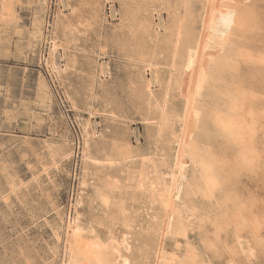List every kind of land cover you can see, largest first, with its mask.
<instances>
[{"label":"bare ground","instance_id":"obj_1","mask_svg":"<svg viewBox=\"0 0 264 264\" xmlns=\"http://www.w3.org/2000/svg\"><path fill=\"white\" fill-rule=\"evenodd\" d=\"M113 1L100 0L99 3L104 8L110 4L111 17H114L117 10L113 9L116 4ZM224 1L219 3V0H205L201 12L197 14L199 30L194 27L196 13L193 14L195 10L191 7L190 0H178V6L172 10L170 7L154 9L148 17L152 34L146 41L135 39L139 30L133 28L134 25L131 24V29L128 28L134 40L138 41L135 52L141 57L146 55L142 59L144 65H140L144 69H150L152 73L151 80L142 82L147 101L144 109L146 118L142 116V123L146 124L147 120L153 122H150L153 133L148 139L151 147L142 150L139 147L132 148L128 143L115 142L110 147L100 145L95 148L97 152H102L104 165H100V186L93 188L92 193L101 208V219L107 220L111 227H107V234L102 236L94 229L103 223L101 219H95L94 225L81 222V193L88 181L87 171L83 166L78 178V191L81 193L77 194L72 203V214L66 220L64 248L61 249L63 255L58 253L61 255L59 264H134L140 258L139 251L142 248L139 250L129 244L128 236L134 234L132 231L138 227L137 215L130 210L133 202L136 205L143 203V207H139L151 211H148L150 222L147 220L151 236H142L140 242L146 244V247L149 245L150 250L154 251L155 264H217L219 245L226 246L227 242L221 244V233L223 238L231 236V253L234 256L241 255L249 261L256 249H264V184L262 183L261 194L249 195L250 197H244L242 192L236 191V186H240L243 177L255 176L264 171V104L258 102L252 92L245 90L238 78L241 63L258 74L260 70L256 67L264 64V58L254 57L236 42V38H243L250 32L252 14L244 8L246 4L242 7L236 5L238 2L235 4L231 0H228L231 3ZM48 4V0L38 2L36 9L29 15V29L27 36H24L27 37L26 47L31 50L41 47L44 41L42 65L50 75L58 76L63 40L67 39L68 45L73 42L69 37L77 29L67 16L62 15L63 11H70L73 7L66 1H57V15L51 24L45 17ZM14 5L11 0H0V35L8 31L15 17ZM163 11L172 13L173 21L168 27L162 24ZM155 14L160 22L158 25L153 21ZM104 17L108 16L104 14ZM117 47L125 52L130 44ZM96 48L98 53L94 56L93 71L101 75L105 66L99 64V60L103 58L104 52L101 45L97 44ZM37 58L40 59L39 49ZM158 65L166 66L167 71L162 97L159 101H154L149 88L158 83L155 74ZM250 68L248 69L251 70ZM186 72L190 75H187L189 80L185 81L187 85L183 87ZM36 85L38 103L50 105L52 95L46 81L40 76ZM182 88H186L185 94L181 92L183 95L180 93ZM66 94V101L70 100V109L76 112L74 101ZM180 94L183 98L179 97ZM179 98H182L180 107L175 105ZM88 115L90 117L93 114ZM141 115L138 116L141 118ZM87 123L78 124L81 131L78 149L81 165H87L88 160L93 158L90 154L91 134L89 135ZM149 130L151 133L152 130ZM238 144H243L250 154V162L246 167L236 161ZM58 150L50 148L51 158L58 156ZM123 172L126 173L125 176L122 175ZM5 184L12 185L11 180L5 179ZM115 225L120 226V235L112 228ZM191 231L197 236V244L189 240ZM209 233H212L211 237L208 236ZM115 234L119 237L116 238ZM168 240L172 243L169 250L166 243H161ZM147 253L145 252L146 256Z\"/></svg>","mask_w":264,"mask_h":264},{"label":"rangeland","instance_id":"obj_2","mask_svg":"<svg viewBox=\"0 0 264 264\" xmlns=\"http://www.w3.org/2000/svg\"><path fill=\"white\" fill-rule=\"evenodd\" d=\"M11 1L12 4L15 3L13 6L15 17L12 19L8 31L0 35V264H59L60 256L63 255L61 249L64 248V229L72 214V203L76 200L77 194L81 193L80 190V192L78 191V178L79 173H82L83 166L86 168L88 181L86 188L84 187V191L81 193L83 198L80 207L81 222L94 225L95 219L103 218L101 208L92 193L93 188L100 186L102 178L100 165H104L101 159L102 152H97L95 148L100 145L110 147L115 142L128 143L131 147H139L142 150L151 147L148 139L153 133L151 126L153 122L147 120L146 124L142 123L143 118H146L144 109L147 102L142 82L151 80L152 73L150 69L143 67L142 59L146 55L141 57L134 50L138 41H135L131 36L130 25H134L133 28L139 30L135 39L146 41L152 34L148 23L150 22L148 17L152 11L161 9V7H170L172 10L178 6V0H112L113 4L116 3L112 4L113 9H117L114 12V17H111L110 4L104 8L99 4L100 0H61L66 1L74 8L70 11H63L62 15L71 20L77 31L75 29L74 35L69 37L73 39L69 45L66 43V38V40L61 38L64 43H61L63 46L59 53L61 70L58 76L50 75L42 65L45 55L44 41L41 47L37 46L38 48L33 50L26 47L27 37L25 38V36H27L31 20L29 15L36 9L40 0ZM57 1L60 0H48V12L45 17L51 24L57 15L55 6ZM190 1L191 7L195 10L193 14L196 13L194 15L196 26L194 25V27L199 30L198 15L205 0ZM231 1L238 2L235 4L242 7L246 4L244 8H247L252 14L250 32L243 37L244 39L236 38V42L239 47L254 57L264 58V0ZM224 2V0H219V3ZM163 13L162 24L168 27L173 21L172 13L165 11ZM104 14L108 17H104ZM167 15L169 16L167 17ZM153 21L155 25L160 24L157 15ZM15 22L16 24H14ZM101 23L104 25H99ZM127 25L130 27H125ZM17 29L21 30L17 31ZM98 31L100 33H97ZM168 34L167 30L166 35ZM60 35L58 34V36ZM66 37L68 38L67 35ZM126 43L130 44L127 51L118 49L117 45ZM97 44L103 47L104 52L99 64L104 65L107 70L103 71L102 76L93 71L95 70L94 56L98 53ZM38 49L40 50V59L37 58ZM156 68V82L158 81V83L150 86L149 90L152 99L154 97V101H159L164 92L167 67L158 65ZM248 68L250 67L241 63L238 72L239 81L241 80L240 83L245 90L252 92L258 98V102L261 101L260 103L264 104V64H259L256 67L260 70L258 74H256L257 72L253 73L252 68H250L251 70ZM143 71H145L144 74ZM188 74L186 72L184 75L183 87L189 80ZM251 75L252 77H250ZM40 76L50 89L52 95L50 105L49 103L39 104L36 99V84ZM142 79L144 80L142 81ZM185 90L186 88H182L180 93L185 94ZM65 93L72 102L74 101L76 112L70 109V100L66 101ZM181 94L179 97H182L183 94ZM91 98L92 100H90ZM182 98H179L175 105L180 107ZM88 113L93 115L89 117ZM137 114L141 115V118ZM142 116L144 117L142 118ZM79 123H87L89 135L91 134L89 142L90 154L93 158L88 160L87 165H81L78 157L81 139ZM148 129L152 130L151 133L148 132ZM54 147L59 149L57 153L60 157L51 158L49 155L50 148L55 149ZM122 175L125 176L126 173L123 172ZM258 175L243 177L242 185L236 186V191L242 192L244 197L261 194L264 171ZM5 179L11 180V188L5 184ZM142 204L139 202L136 205V202H133L130 209L137 215L138 227L136 226L137 228L134 229L136 232L132 231L134 234L128 236L129 244L139 250L142 248L139 251L141 256L134 264H147L148 262L155 264L154 251L150 250L148 244L146 247V244L140 242L142 236H151L147 229L149 210L146 212L145 207L141 209ZM140 205L141 207H139ZM101 220L103 223L94 229L104 236L107 234V227H111V224L105 219ZM112 228L120 235V226L115 225ZM118 234H115L116 238L119 237ZM189 235V240L193 244H197V236L194 232H189ZM208 236L211 237L212 233H209ZM223 236L221 233V244L227 242L226 246L219 245L217 264H234L232 262H237L235 264H249L250 262L251 264H264V249H256L254 256L248 261L241 255L234 256L231 253V236L227 238H223ZM161 243H166L167 250L172 246L169 240ZM145 252H148L147 256Z\"/></svg>","mask_w":264,"mask_h":264},{"label":"clouds","instance_id":"obj_3","mask_svg":"<svg viewBox=\"0 0 264 264\" xmlns=\"http://www.w3.org/2000/svg\"><path fill=\"white\" fill-rule=\"evenodd\" d=\"M239 151L237 152L236 161L241 166H248L250 162V154L243 144H238Z\"/></svg>","mask_w":264,"mask_h":264}]
</instances>
